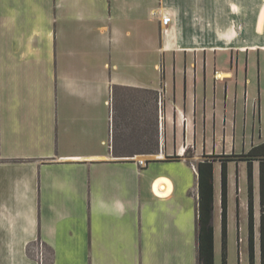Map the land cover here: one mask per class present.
<instances>
[{"label":"crops","instance_id":"crops-1","mask_svg":"<svg viewBox=\"0 0 264 264\" xmlns=\"http://www.w3.org/2000/svg\"><path fill=\"white\" fill-rule=\"evenodd\" d=\"M105 1L101 13V0H0V48L7 41L6 47H19L20 36L33 32L82 28L121 32L127 46L138 47V31L151 23L164 30L159 52L173 58L165 85L105 71L99 82L92 73L74 74L66 87L0 86V264H178L179 256L197 264V163L264 141L261 135L255 140V126L251 135L247 129L248 90L239 95L230 86L240 53L248 70L250 53L264 50V0ZM113 39L104 48H112ZM104 58L111 63V55ZM30 62L26 55H0V79L1 64ZM135 63L128 68L140 70ZM247 73L246 83L252 81ZM29 77L23 73L24 84ZM121 86L158 96L159 145L146 151L157 158L147 165L139 161L144 150L123 149L115 137V88ZM175 148L179 159H170ZM187 148L193 157L185 156ZM227 166L228 264L234 250L237 264H250L248 162ZM253 182L255 264H262L259 160ZM221 198V163L214 161L215 264H222ZM34 246L51 258L34 255Z\"/></svg>","mask_w":264,"mask_h":264},{"label":"rangeland","instance_id":"rangeland-1","mask_svg":"<svg viewBox=\"0 0 264 264\" xmlns=\"http://www.w3.org/2000/svg\"><path fill=\"white\" fill-rule=\"evenodd\" d=\"M105 3V0H101V13L107 12L108 8L107 5L105 7ZM27 15L31 20L36 21L35 15L32 13ZM137 26V28H140L139 25ZM82 29L74 33L70 30L59 31L58 33L56 31H45L42 34L33 32L27 36H20L19 47H6L8 41L3 46L1 45V56L26 55V57H30L31 62L25 65L1 64L5 68V74L1 75L0 86L6 88L30 87L33 91L60 86L66 87L71 86L74 74H85V77H87L92 73L96 75V81L99 82L100 75L105 71H111L116 76L138 75L148 84L156 83L157 80L161 85H165L162 78H167V73L170 74L171 78L173 58L170 56L168 60L167 56H163L159 52L164 35L163 27L145 23L142 33L138 31L137 34L143 36V44L142 46L139 44L138 47L127 46L128 42L123 40L121 32L116 31L113 34L106 28L96 31ZM111 35L115 37L113 47L110 49L104 48V42ZM9 39L10 42L12 38L9 37ZM25 49H28L29 52H25ZM107 55H111L110 64L104 58ZM219 56L222 59L229 58L226 54L222 56V53H219ZM135 62H138L137 66L140 70L128 68L134 66ZM245 63L244 53H240L238 75L230 86L239 95L245 90L249 92L251 106L246 125L250 135L253 126H255V140L257 141L260 135L264 139V50H256L250 53L248 70L245 68ZM25 72L26 75L27 73L30 74V77L26 78L24 84L23 73ZM246 72L252 78L251 82L246 83ZM79 82L84 81L79 80ZM169 86L172 88L171 79ZM115 89V103L118 107L116 118L118 128L115 137L123 149L144 150L145 152L139 154V161L141 165H147L149 160L157 158L156 153H146L148 150L155 149L157 139L155 92L151 90L140 92L125 86L116 87ZM253 103H256L255 113ZM241 124L242 121L238 120V125H240L238 127H241ZM257 128L261 131L259 132ZM242 144L239 132L236 148L242 150ZM161 146L163 147L162 140ZM179 155L176 148L175 151L171 150L169 154V156L174 157L170 159H179ZM240 155L241 153L236 152H220L207 154L205 159L219 162L229 159L238 160L241 158ZM40 248L34 246L32 253L40 258L50 259L51 254L45 251L44 256L41 255ZM237 262V252L234 250L231 252V264H237ZM177 263L194 264V261L189 256H179L177 257Z\"/></svg>","mask_w":264,"mask_h":264},{"label":"trees","instance_id":"trees-1","mask_svg":"<svg viewBox=\"0 0 264 264\" xmlns=\"http://www.w3.org/2000/svg\"><path fill=\"white\" fill-rule=\"evenodd\" d=\"M158 101V96L155 92ZM158 140L155 141V149L158 148ZM187 157H193L194 152L191 148L186 149ZM240 159L248 162V188H249V243H250V264H255L254 250V217H253V161H260V182H261V205H262V222H261V259L264 264V141L252 145L245 153H241ZM170 158H174L171 157ZM221 160V205H222V264H228L227 254V209H228V161ZM214 161L205 159L197 163L198 171V214H197V230H198V254L197 264H215L214 250V225H213V210H214Z\"/></svg>","mask_w":264,"mask_h":264},{"label":"built area","instance_id":"built-area-1","mask_svg":"<svg viewBox=\"0 0 264 264\" xmlns=\"http://www.w3.org/2000/svg\"><path fill=\"white\" fill-rule=\"evenodd\" d=\"M172 21L171 15H163L162 22L166 25H168Z\"/></svg>","mask_w":264,"mask_h":264},{"label":"bare ground","instance_id":"bare-ground-1","mask_svg":"<svg viewBox=\"0 0 264 264\" xmlns=\"http://www.w3.org/2000/svg\"><path fill=\"white\" fill-rule=\"evenodd\" d=\"M163 183H164V184H163ZM161 184H163V185L161 186ZM158 186H159V188H160L161 190H163V189H166V188H167V185H166V183H165V182H163V181L159 182Z\"/></svg>","mask_w":264,"mask_h":264}]
</instances>
